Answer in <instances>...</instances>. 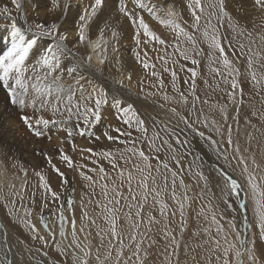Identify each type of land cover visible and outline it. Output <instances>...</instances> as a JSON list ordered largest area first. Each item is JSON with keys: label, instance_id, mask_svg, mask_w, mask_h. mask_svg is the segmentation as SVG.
I'll return each mask as SVG.
<instances>
[{"label": "rangeland", "instance_id": "1", "mask_svg": "<svg viewBox=\"0 0 264 264\" xmlns=\"http://www.w3.org/2000/svg\"><path fill=\"white\" fill-rule=\"evenodd\" d=\"M203 2L205 13L212 11L209 8V4L213 0H203ZM175 7L178 8V6ZM225 7L231 19L224 17L221 21L222 26L221 24L217 26L221 37H227V39L223 40V43L226 45V52L232 61L231 69L224 68L222 63L216 59L209 60L207 56L209 49L202 36L204 19L201 20L199 31L192 27L194 22L190 23L189 27H185L186 31L196 37L198 47L203 49L201 55L194 57L200 62L198 66L193 65L190 60H185L180 56L177 50L178 44H180L178 47L181 50L191 48V44L183 36L180 37L179 41H170L162 46H156L155 44L149 47V56L142 61H148L149 67L147 69H143L142 62H137V65L140 66L139 80L142 81V86H140L141 84L137 86L135 96L140 101H147V99L153 98L152 100L155 102L153 104H157L160 107L163 104L162 108H176L180 116L187 117L190 122H193L196 129L200 132L204 130L203 133L207 134L211 140H215L218 145L219 150L215 146L209 147L202 143L191 144L192 149H190L189 145L186 146V148L188 147V153L190 152L200 157L201 170L208 178L207 184L199 177L189 174L187 166L190 160L187 161V156L183 155L181 160L184 165L183 170L177 168L173 161L170 162V166L180 173L176 177L177 198L182 200L185 194L189 197L188 200L182 201L185 204L183 216H181L178 203L171 198V185H169L167 190H164L162 186V189L159 187V190L156 185L152 184L151 177L148 180V186L150 189L156 187L160 191V196L154 198L155 194L150 192L147 201L143 200V189L138 187L142 180V174L137 169L138 167L144 169L143 175H147L149 170L138 155L127 151L128 148L143 150L149 156V163L152 165L151 176L159 178L158 173L154 172L158 164L157 159H155L158 153L154 154L150 147H147L149 141L152 140L156 129L162 138L169 139L173 147H177L175 140L168 133L163 132L161 125L156 124L155 120L150 121L142 115L143 113L136 112L138 115H142L141 117L145 121V127L148 130L147 139L142 138L144 133L138 131L134 123L132 127L127 124L122 126L121 123H123L125 117L119 116L118 118V112H115L111 123L102 122L101 128L98 129L99 133L96 132L91 135L92 131L95 132V130L91 129L90 131L89 127L84 128L86 132L85 139L89 141L87 144L80 146L78 154L75 151H70L72 154H70L73 162L72 167H69L60 158V152L43 151L42 153H47V157L51 158V163L48 160H44L45 165H40L38 169H34L24 164L25 162L18 157H14L15 160L9 158L0 148V172L8 171L6 169L12 166L15 173L11 172L13 176L10 178H16V175L19 178L13 181V186L10 185L9 181L0 182V214L2 215H0V219L10 229V233L24 241L31 250L29 254L26 251H21L20 253L19 250L18 253H14L15 250L10 253L6 249L3 252V246L0 245V259H4L5 255H7L13 264H82L83 259H87L88 264H98L96 256L99 250L100 259L104 261V264H117L118 259L119 264H139L136 256L133 255L136 244L139 243V255L140 259L143 260V264H223L224 249L226 248L229 249L227 258L230 264H239L241 258L235 256L237 249L243 253V264H264V241L259 239V220L255 203V199H260L264 203V198L259 195V193L264 192V39H262L264 37V13L253 9L252 0H226ZM3 21L6 20H1L0 22ZM6 23L9 24V22ZM213 23H216L215 19ZM36 25L34 21L31 24L33 27ZM230 25L234 27H230ZM127 29L128 33L133 32V35L136 33V27L133 24H130ZM114 40L118 41L121 39L116 35ZM229 41H231V47H227ZM241 44L244 45L243 48H240ZM249 49H251V52ZM134 53H136L135 49H131L129 55L132 56V59H137V54ZM156 55H159L157 60L161 57L160 65L158 66L157 63L155 64L154 61H151L153 56ZM189 55L191 56V53ZM249 56L252 57L251 68L248 64ZM180 67L183 68L184 73L180 71ZM189 68H196L198 73L195 80V96L199 97V99L195 101V108H193L194 97L191 90V73L187 71ZM216 68L220 69V74L213 71ZM165 69H169V71H165ZM233 69H238L239 74L237 75L235 71H232ZM172 71L176 73V88L178 91L174 90L172 86ZM151 72H156L158 75L153 76ZM253 73L256 75V81L252 80ZM233 78L238 80L239 87L243 89L242 96L238 89L235 90V99H231L228 95V93L234 91L231 88V80ZM161 79L163 80V87L160 85ZM225 79L228 80V83L225 82ZM185 81H188V83H185ZM257 81H259L258 84ZM214 84L221 85L219 90L217 87L211 88ZM148 85L152 86L147 89ZM157 92L162 95L161 99L157 98ZM180 93H183L187 98L188 103L186 105L179 102L181 100ZM164 95L169 96L170 99L165 101ZM240 100L243 102L239 103ZM205 101L207 102L205 103ZM127 104H132L134 107L133 103L128 102ZM222 107L226 111L227 120H225L224 115L220 111ZM237 108L239 109L238 111ZM102 116L103 113L101 118L105 117ZM166 117L167 119L169 118V116ZM178 119L174 120L180 124L177 129H181L184 124L182 121L179 123L180 119ZM170 120L173 121L172 119ZM160 121L168 124L171 130H175L179 134L175 127L171 126L166 119ZM116 122L120 124L118 125L120 129H124L122 135L116 131L118 129L114 124ZM97 123L99 122H95V124ZM228 126H231L232 129V146L227 143ZM105 133L108 135L110 133V136L114 137V139L109 140ZM125 133H130V135ZM95 136L99 137L100 140L90 141L91 138H96ZM117 137L118 139H116ZM97 141L99 142L98 147L92 146L93 148H90L92 152L84 151L89 149L88 146L90 144ZM120 141H125V143ZM237 144L240 147L239 154L234 151V146ZM162 150L164 151L163 148ZM180 150L182 148H178V152L183 153V150ZM101 152L111 153V156L106 157ZM164 152L167 153L168 149ZM39 155V158H47L44 155ZM73 155L78 156L74 159ZM241 155L247 163V172L244 171V164L240 163ZM225 156H227V159L224 158ZM79 157L80 159L82 157L83 161L90 163L91 166L87 165L86 162L81 163L83 164L81 165L80 162L82 161L80 159V162L77 161ZM253 159H255V164H253ZM167 160L169 161L170 159L168 158ZM78 163L79 165H76ZM113 163L117 167L114 168ZM52 165H55L64 174L67 183H62L61 177L54 171ZM78 168L80 169L79 173L76 170ZM101 168L104 170L103 173L99 170ZM218 169H223L224 172L238 182L240 186L238 196L235 194H222L224 179ZM121 171L123 172L122 177L120 176ZM193 171H195V168H193ZM31 172L33 173L31 174ZM37 173L40 175H37ZM78 174L81 176H78ZM129 174L132 176L131 193L129 192L127 180ZM210 174L212 175V180ZM250 174L255 177L253 183L257 185L255 199L249 183ZM20 175L22 178H20ZM40 176H43L45 181L51 186L52 191L59 195V200L55 201L54 204H47V207H42L44 205L43 202H48L49 195L52 199V195L51 192L42 186ZM85 176L91 177V179H85ZM35 178L37 181L33 180ZM181 179H183L185 186L183 188L179 186ZM29 182L32 185L29 189L28 200L24 206H20L24 186ZM2 191L4 192L2 193ZM105 192H107L106 196ZM117 192L121 193V196H117ZM69 193H74V196H69ZM6 195L8 196L5 198ZM132 195L137 197L135 201L131 199ZM8 198L14 200L15 203L19 202L15 205V208L11 209L10 207L9 209L5 207L8 204ZM38 198L39 200L42 199L41 203H39ZM68 198L76 200V203L73 204V211L74 213L78 211L75 218L77 229L75 241L72 236L70 222L65 224V236L62 237L59 234L58 206L64 207L65 216L67 212L68 214L70 213V215L66 216L69 221L74 218L73 211L71 210L70 212L64 203ZM117 199L119 204L116 203ZM62 203L64 204L61 205ZM140 203L144 205L141 211L143 223L140 224L137 231L130 227L131 222L126 219L130 211L127 205H133L131 213L132 221H135L137 219L135 212L138 210L136 205ZM160 203L168 206L166 216H162L160 213ZM242 204L246 208L241 207ZM105 206L118 209L115 215L118 217L117 228L123 241V246H121L120 240L113 238L110 234V225L104 219L105 215H107L104 211ZM84 212L87 213V216L81 219ZM173 212L175 215H172ZM41 214H43L44 220L48 222L49 229L43 227ZM149 214L158 223H149ZM213 216H215V223L213 222ZM36 219L40 223V225L38 224L39 228L42 227V230L37 231L38 234H33L23 221H29L35 225L33 220ZM92 221H95V223L93 224ZM230 222L235 224L234 228ZM237 222L242 228L241 231L243 233L241 232V234H238ZM218 226H222L220 231H218ZM82 227L83 231L79 229ZM81 233L83 236L86 234V237H83ZM34 235H36V238H33ZM132 235L136 236L135 241L131 239ZM40 236H43L44 240L39 239ZM253 236L256 238L253 253L256 259L250 260L249 252L244 251L240 241H248L246 247L252 249L251 238ZM101 237H103V240ZM216 241H219V246H217ZM67 244L71 245V250L65 247ZM120 250H122L123 255L117 258V251ZM89 251L90 255L85 257L84 253ZM145 252L147 253L146 257ZM76 257L80 259H76ZM193 257H195V261ZM217 257H220V259L217 260ZM49 259L50 262L48 261Z\"/></svg>", "mask_w": 264, "mask_h": 264}, {"label": "snow or ice", "instance_id": "2", "mask_svg": "<svg viewBox=\"0 0 264 264\" xmlns=\"http://www.w3.org/2000/svg\"><path fill=\"white\" fill-rule=\"evenodd\" d=\"M106 0H91V3L85 6L80 14L78 15V18L75 22V30H76V42L73 44V47H76L77 45H84L87 44L92 49H102V45H106V41L104 39V28H101L99 31V37L98 39L93 42L89 39L88 36V29L90 26V22L93 20L94 17L97 16V14L101 11L102 8L105 7ZM133 4V9L128 8L127 0H118L117 3V12L122 14L124 17H127L128 20L133 24V26L136 27V34H135V40L136 44H140V34L141 30L143 31V35L146 38H149L152 41H156L159 44L163 45L166 43V41L160 37L156 32L151 30L150 25L146 22L144 16L141 14L144 11H147L149 15L157 20L158 23H160L163 26L169 27L173 30V32L176 34L177 39H179L180 36H183L190 44L191 48H185L183 50L179 49L177 46V50L180 53V56L185 60H190V62L193 65H199V60L195 59V56L201 55L203 52L202 48L198 47L197 39L194 35L190 34L188 31L185 30L184 27H182L174 17L177 16V13L173 10V6L169 5L167 12L164 13L163 16L158 15V12H163V6L162 5H155L151 3V0H148L147 3H145V0H131ZM11 3L16 6L17 10L20 9V3L18 0H11ZM226 0H213L212 3L209 4V8L212 9V11H209L205 13V7L202 3V0H188L187 7L191 12L192 18L194 23L192 24V27L196 29L197 31L200 30V24L201 20L204 19V29L202 32V36L204 41L207 43L208 46V53L207 56L209 60L216 59L218 62L222 63L224 68L231 69L232 61L229 59V56L226 52V45L223 43V40L227 39V37L222 38L219 34V28L218 24H221V21L224 17H229L231 19L230 14L226 10L225 7ZM52 9L50 10H56L61 9L64 12H67V10L71 7L70 0H63V5L61 4V0H51ZM252 7L256 11H259L261 13H264V0H252ZM137 9L139 11H137ZM8 7L5 5L3 7H0V15L7 14L8 13ZM216 20V23H213V20ZM222 26V24H221ZM230 27H234L230 25ZM60 26L57 23H52L51 25H44V24H37L36 25V32L33 35L31 39H26L24 33L21 31L20 28H17L15 24H13V30L11 33L12 36V43L11 47L7 50V52L4 55H0V91H3L7 103L13 107H17L21 111L20 119L23 121L24 125L27 126V128L37 137H47L49 141H51V136L48 135L47 131L49 129L50 125H57V124H67L69 121L73 119V117H76L77 123L76 128L80 129L79 135L84 136L86 135V132L81 129L80 126V119L83 118V124L89 125L91 122H99L101 120V110L105 105H108L110 102L116 106V110L118 112V118L119 116L125 117L123 120V123L127 124L129 127H132L133 123L137 126L138 131H142L144 133V138L147 139V128L145 127V121L139 117V115L136 113L134 107L132 104H125L124 101L116 96L111 97V101L109 100L110 92L107 88L103 87L102 85H96L91 84L90 90H86L83 85L80 83V81L84 80L85 77L83 75H77L75 77V84L76 88H78L80 96L79 99L76 98V91L74 90L72 85H65L63 83V74H56L59 64V57L62 56L65 52L68 51L67 44L65 43L70 34V30H66L64 32H60L59 30ZM53 33H55L56 37L58 38L56 42L52 45H49L43 52V54L40 56L39 59V66H33L31 71L32 75H28L29 69L25 66V59L29 54V51L33 48L34 45L37 44V36H52ZM113 36L117 35L116 32L112 33ZM251 35V33H249ZM264 39V37H262ZM149 42V41H145ZM227 47H231V41L228 42ZM244 45L241 44L240 48H243ZM251 52V49H249ZM191 53V56L189 55ZM104 58L99 59V63L103 65L105 63ZM137 60H140L139 53H137ZM167 62V61H165ZM248 64L251 68L252 66V57L249 56L248 58ZM40 67H44L47 70L41 73L39 71ZM144 68H148V63H143ZM154 67V66H153ZM92 68V56L88 55L86 58V61H82L80 64H78L76 67H70L65 69L68 72L69 76H73L74 73H78L80 69H83L84 71H88ZM165 71H169V69H165ZM188 72L191 73V90L194 97L193 100V108H195V101L199 99V97L195 96V80L197 78V70L196 68H189L187 69ZM217 74H220V69L216 68L213 69ZM232 71H235L237 75L239 74L238 69H233ZM231 74V73H229ZM153 76H157L158 74L156 72L152 73ZM172 75V86L173 89L178 91L176 88V73L175 71L171 72ZM131 77H129L130 79ZM252 80L256 81V75L255 73L252 74ZM225 82L228 83V80L225 79ZM122 83V82H121ZM185 83H188V81H185ZM259 81H257V84ZM160 85L163 87V80H160ZM231 88L234 90L233 92L228 93L229 97L231 99H235L236 91L239 90L240 95H243V89L239 87V82L237 79L233 78L231 80ZM181 100L179 102L183 104H187L188 100L184 96L183 93H180ZM164 100L168 101L170 99L169 96L164 95ZM207 101H205L206 103ZM243 101L240 100L239 103H242ZM163 107V105H161ZM31 108L33 111L32 115H28L24 112L25 109ZM51 109L53 116H55L57 113H59L62 117H65L61 121L56 120H49L46 119L43 115H37V113H41L44 110ZM63 109V111H61ZM239 109L237 108V111ZM170 112H172L175 116H178L180 121L183 122L185 125V128L191 129L192 131H197L194 127L193 122H190L187 117L180 116V114L177 112L176 108L169 109ZM221 113L224 115L225 120H227V114L225 109L222 107L220 109ZM255 114V113H254ZM155 120L156 124L161 125V129L163 132L168 133L172 139L175 140V144L177 147H173L172 143H170L169 139L162 138L160 133L154 132L153 138L151 141H149V147L152 148L155 152H159L161 150L160 147L156 146L155 141L161 140L162 145H166L168 152L170 153V159L175 163L177 168L183 170L184 165L181 163V160L183 158V153L178 152V148L183 147L187 140H182L180 135L176 132L172 131L169 126L162 121H159L156 118H153ZM215 123V121H213ZM58 131H64L67 133V137L69 141H71V138L73 136L74 129L72 127H63L59 128ZM117 132H119V129H116ZM228 135H227V143L229 146L233 145L232 140V129L231 126H228L227 129ZM126 135H130V133H125ZM198 135L201 137H204L203 132H198ZM105 136L109 140H113L114 137L108 135L105 133ZM96 139H99V137H96ZM118 139V137L116 138ZM210 139V138H209ZM63 139H61V143H63ZM121 143H125V141H120ZM211 143L213 145H216V141L212 140ZM61 153V159L67 163L69 167H72V160L71 158L63 153V149H56ZM84 151L92 152L91 149H85ZM128 152L133 153L134 155H138L139 158L144 162L145 167L149 170L147 175H143L144 169L138 167V171L142 174V180L138 187L143 189V200L147 201L148 194L154 193L155 197L160 196V191L157 190L156 187H152L151 189L148 186V180L151 177L152 184L155 186L157 183V178L151 176L152 172V165L149 163V156L145 154L143 150H136L135 148H128ZM234 151L239 154L240 153V147L239 145L234 146ZM41 155H44L47 157V153H40ZM102 155L108 157L111 156V153H102ZM49 163H51V158L47 157ZM227 159V156L224 157ZM155 159H157L158 164L155 168V171L159 174L160 179L163 184V189L167 190L169 187V174L171 177V198L175 200L180 208L181 216H183V211L185 208V204L182 202L184 200H188L189 197L185 194L181 199L177 198L176 194V188H177V182L176 177L180 175L179 172L174 170L167 159L160 160L159 156H156ZM200 157L193 156V159L189 161L188 163V172L190 175L199 177V179H202L207 184V176L204 174V172L201 170L202 164L199 162ZM240 163L244 164V171L247 172V163L244 160L243 156H240ZM255 159H253V164H255ZM54 171L57 172V174L61 177L62 183H67L66 178H64V174L60 172L58 168L55 167V165H52ZM113 167H117L115 163H113ZM257 167H259L257 165ZM164 169V172H161L160 170ZM193 168H195V171H193ZM100 171L103 173V169L101 168ZM221 176H223L224 179V188L221 190L222 194L228 195V194H235L239 195V184L236 180H234L231 176H229L226 172L223 171V169H218ZM37 175H40L37 173ZM120 176H123V172H120ZM85 179H91V177H84ZM40 179L42 181V186L47 189L49 192H51L53 201L59 200V195L52 191L51 186L45 181V178L43 176H40ZM255 177L250 174L249 176V183L253 190V197L255 199L257 195V185L253 183ZM128 185H129V192L131 193V180L132 176L129 174L128 178ZM181 188L185 187L183 183V179L180 180ZM105 196L107 195V192L104 193ZM117 196H121V193L117 192ZM259 195L264 198V192L259 193ZM131 199L135 201L137 197L135 195L131 196ZM227 202V201H225ZM111 203V201H109ZM116 203L119 204V200H116ZM256 203V213L258 216V228H259V239L261 241H264V203L260 199H255ZM73 199L69 198L66 201V207L68 210H73ZM42 207H47V203H45ZM129 207L130 211L127 214L126 219H128L130 223V227L134 230H139L140 224L143 223V218L141 217V211L143 210V203H140L136 205L138 210L135 212L136 220L132 221V213L131 209L133 207L132 204L127 205ZM241 207H245V205H241ZM168 206L164 203H160V213L162 216H166L167 212L166 209ZM104 211L107 213L105 215L104 219L106 223L110 225L109 231L113 238L120 240L121 246H123V241L120 238V233L118 232L117 228V219L118 217L115 215V213L118 211V209L110 208L105 206ZM74 215V213H73ZM172 215H175L173 212ZM87 216V213L84 212L82 214L81 219ZM57 218L59 220V234L63 237L65 236V224L71 223L72 227V236L75 241L76 238V220L73 218L70 221L66 218L64 214V207L58 206V214ZM148 222L153 223L157 222L155 221V218L152 217L150 214L148 216ZM213 222L215 223V216H213ZM25 225L30 228L31 232L33 234L37 233V228L34 224H31L29 221H23ZM41 223L43 224V227L45 229H49V224L46 220L43 218V214H41ZM94 224L95 221H92ZM231 223V222H230ZM231 226L234 228L235 224L231 223ZM222 229V226H218V231ZM182 230V229H181ZM81 231H83V227L81 228ZM99 235V233H97ZM55 234L53 233V236ZM33 238H36V235L33 236ZM39 239L44 240V237L40 236ZM103 240V237H101ZM131 239L133 241L136 240V236L132 235ZM248 241L241 240L240 244L241 247L244 249V251L249 252V259L255 260L253 253L255 250V243L256 238L253 236L251 238V243L253 245L252 249H248L246 247V243ZM217 246H219V241H216ZM0 245L3 246L4 249L10 251V248L7 243V234L5 233L4 239L0 241ZM111 245V242H110ZM79 247V245H77ZM103 246V245H102ZM59 247V245H57ZM66 248L71 250V245H66ZM228 251L229 249H224V260L223 264H230L228 260ZM140 244H136V249L133 252V255L136 256L137 260L139 261V264H143V260L140 259ZM90 255L89 252H85L84 256L87 257ZM110 255V252H109ZM123 255L122 250L117 251V258ZM242 251L237 249L235 251V256L237 258H241L239 261V264H243L242 260ZM147 256V253L145 252V257ZM76 259H80L79 257H76ZM220 257H217V260H219ZM96 260L98 264H104V261L100 259L99 250L97 251ZM193 260L195 261V257H193ZM0 264H12V261L7 259L5 257L4 259H0ZM82 264H88L87 259H83ZM117 264H119V259L117 260Z\"/></svg>", "mask_w": 264, "mask_h": 264}, {"label": "bare ground", "instance_id": "3", "mask_svg": "<svg viewBox=\"0 0 264 264\" xmlns=\"http://www.w3.org/2000/svg\"><path fill=\"white\" fill-rule=\"evenodd\" d=\"M18 2L20 3V9L19 10H17L16 6L11 3V0H0V7H3L6 5L8 7V10H9L7 14L0 15V21L6 20L3 22H0V55H4L7 52V50L11 47V43H12L11 33L13 30V24H15V26L17 28L21 29V31L24 33L26 39H31L36 32V29H35L36 26H34V27L31 26V24H33V21L36 24H44V25H51L52 23H57L60 26V28H59L60 32L70 30V34H69L68 40L65 42L67 44L68 51L59 57V64H58V69H57L56 74H61V73L63 74V83L65 85H72L73 86L74 90L76 91V98L77 99H79L80 93H79L78 88H76L75 77L77 75H83L85 77V79L80 81V83L83 85V87L86 90H90L91 84L102 85L103 87H105L109 90V92H110L109 100L110 101H111V97L114 95V96L122 99L125 104H127L128 102L133 103L134 107H135V111L140 113V114L143 113L142 115L145 116L146 118H148L150 121H154L153 118H156L159 121L160 120L164 121L166 119V121H168V123L171 124V126L175 127V129L179 133L181 139L187 140V143L183 147H180L183 150V154L185 156H187V161H189V160L191 161L193 159L191 157L195 156L194 154H191L190 152L188 153V151H187L188 147L186 148V146H188V145L190 146L191 144H201L202 143L204 145L205 144L208 145L209 147L215 146L218 149V145L217 144L213 145L211 143V141H212L211 138L207 134L204 133V137L199 136L198 132H200V131L196 128L195 129L197 131H192L191 129H187L184 127V125H182L181 129H179V128L177 129V127L180 124H178V122L174 119H178L179 117H176L166 107L162 108V107L158 106L157 104H153V103H155L154 100H152L153 98H149V99H147V101H143V100L140 101L139 98L135 96L137 86L139 84H141L142 81L139 80V78H140V66L137 65L138 60L132 59V56L129 55L130 50L135 49L136 53H134V54L139 53L140 54L139 55V57H140L139 61L142 62L149 56V53H148L149 47L154 46L155 44H156V46H162V45L156 41H152L149 38L144 37L142 31H141L142 33L139 37L141 42L139 45L136 44V40H135V34L136 33L133 35V32L132 33L127 32V30H128L127 27H130V24H132V23L128 20L127 17H124L122 14L117 12L118 0H106L105 7L102 8L101 11L97 14V16L94 17L93 20L90 22V26L88 29V36H89V39L93 42H95L98 39L100 29L101 28L105 29L104 39L106 41V45H102L103 50L102 49H95L94 50L91 47H89L87 44L77 45L76 47H73V44L76 42V39H77L76 30H75V22L78 18V15L82 11V9L85 6H87L88 4H90L91 0H70L71 7L67 10V12L62 11L61 9L50 10V9H52L51 0H18ZM147 2H148V0H145V3H147ZM204 2L202 0L203 4H204ZM151 3L155 4V5H162L163 6L164 11L162 13L158 12V15H161V16H163L164 13L167 12L168 6L172 5L173 10L177 13V16L174 17V19H176L177 22L181 26H183L184 28L189 27V24L194 22L192 15H191V12L187 7L188 0H151ZM61 4L63 5V0H61ZM127 4H128V8L130 10L133 9V4H132L131 0H127ZM175 6H178V8H176ZM137 11H139V10L137 9ZM189 13H190V15L188 16ZM141 14L144 16L146 22L150 25L151 30L156 32L166 42L179 41L180 37H182V36H180L179 39H177L176 34L173 32V30L171 28L163 26L160 23H158L157 20L153 19L147 11H144ZM6 22H9V24ZM113 32H116L117 36H119L121 40H118V41L114 40L116 35L113 36L112 35ZM57 39L58 38L56 37L55 33L52 36H42V37L37 36V44L34 45L33 48L29 51V54L25 59V66L29 69L28 75H32L31 69L34 65L39 66V59H40V56L43 54L44 50L49 45L54 44ZM145 41H149V42H145ZM131 42H133V43H131ZM163 45H165V44H163ZM178 45H180V44H178ZM88 55L92 56V68L89 69L88 71H84L83 69H80L78 71V73H74L73 76H69L68 72L65 69L70 68V67H76L82 61H86V58ZM104 57H106L105 63L103 65H101L99 63V59L104 58ZM157 57H159V55L153 56V59L151 61H154L155 64L157 63V66H158V65H160L161 57L159 60H157ZM155 58H156V60H154ZM145 62L147 63L148 61L146 60ZM145 62H142L141 64H143ZM151 66H152V63H151ZM143 69H144V67H143ZM46 70L47 69L44 67L39 68V71L41 73H43ZM180 71L183 72V68L180 67ZM129 77H131V78L129 79ZM89 81L91 82V84L89 83ZM140 86H142V84ZM151 86L152 85H148L147 89H149ZM219 86H221V85L214 84V86L211 88L217 87L219 90ZM158 97H159V99H161L162 95L158 93L157 98ZM61 111H63V109H61ZM24 112L28 115L33 114V111L31 108L25 109ZM115 112H117L116 106L110 102L108 105H105L102 108V113H103V116H105V117L102 116L103 117V118H101L102 121L100 120L99 123L95 124V122L93 121L89 125H84L83 124V118L81 117V119L79 121L81 129L84 130V128H87V127H89L90 131H91V129L92 130L94 129L95 132L92 131V134H91V135H94V133L98 132V129L101 128L100 127L101 124L111 123L112 116L114 115ZM21 114H22L21 111L17 107H13L7 103V99H6L4 92L0 91V148H2V151H4L9 158L15 160L14 157H18L25 162L24 164H26L27 166H30L34 169H38V166L40 167V165L41 166L45 165L44 160H48L47 158H45V159H42L41 157L39 158V156H40L39 154L42 153L43 151L55 153V152H59L56 149L62 148L64 150L63 153L68 155L69 157H71L72 154L70 151H75L78 154V149L80 148V146L83 144L84 145L87 144V142L89 141V140L87 141L85 139L86 135H84V137L79 135L80 129L76 128V123H77L76 117H73V119L71 121H69L67 124L50 125L49 129L45 130V131H47L48 135L51 136V141H49L47 139V137L37 138L27 128V126L24 125L23 121L20 119ZM37 115H43L46 119L56 120V121H61L65 118V117H62L59 113H57L55 116H53L50 108L47 110H44L41 113H37ZM142 115H139V117L141 119H143L141 117ZM166 116H169V118L167 119ZM170 119H172L173 121H171ZM180 122L181 121H179V123ZM114 124L116 125L115 127H118V125H120L118 122H116ZM121 125L124 126L125 123H121ZM63 127H72L74 129L71 141H69L66 132L58 131L59 128H63ZM126 127H127V125H126ZM118 129H119V133L122 135L124 133V129H120L119 127H118ZM156 132H159V131L156 129ZM174 132H175V130H174ZM203 132H204V130H203ZM133 133H134V130H133ZM109 135H110V133H109ZM142 138H144V136ZM61 139H63V141H64L63 143H61ZM91 140L96 141L98 139L91 138L90 141ZM98 143L99 142L97 141V142L90 144L91 146L90 145L88 146L89 149L92 146L96 147L98 145ZM155 144H156V146L161 148V150L159 152H157L158 153L157 156H159V159L161 161L168 159V158L170 159V153L164 152V151H167L166 145H162V142L161 141L159 142V140H156ZM147 147H149V145ZM165 147H166V149H165ZM107 148H109V147L107 146ZM162 148L164 149V151L162 150ZM185 148H186V150H185ZM100 149H101V147H100ZM190 149H192L191 146H190ZM150 150L154 154H157L152 148H150ZM182 150H180V151H182ZM147 151H148V149H147ZM101 154H102V152H101ZM222 155H223V153H222ZM77 156L73 155L72 157L75 159ZM79 159H80V157L77 159V161H79ZM80 161H82V162H80ZM80 161H79L80 164L86 162V161H83L82 157H81ZM170 162H171V159L169 160V163ZM76 165H79V163ZM81 165H83V164H81ZM87 165L91 166L90 163H87ZM61 166H63V165H61ZM86 166H85V168L87 169ZM11 167L6 169L10 172H8V171L0 172V182L1 183H3L4 181H9L10 185H12V184H14L13 181L19 179L17 177V175H16V178H14V177L10 178L11 176H13V174L11 172L15 173V170L13 169V167L12 168ZM173 169H174V167H173ZM76 170L78 171V173L80 172L79 168ZM84 171H85V169H84ZM160 171L164 172V169L161 168ZM154 172H155V170H154ZM32 173L33 172H31V174ZM79 175L80 174H78V176ZM207 175H209V174H207ZM20 178H22L21 175H20ZM78 178H76V179H78ZM210 178H211V180L213 179L211 174H210ZM33 180L37 181L36 178ZM31 185L32 184L29 182L27 185L24 186V193H23V197L20 201V206H24L25 202L28 200L29 189H30ZM169 185H171L170 174H169ZM156 186L158 188L159 187L161 188V186L163 187L160 176H159V178H157ZM160 188H159V190H160ZM89 189H90V187H89ZM3 192L4 191H2V193ZM45 193H43V194H45ZM86 194H88V193H86ZM8 195H6L5 198ZM11 196H13V195H11ZM42 196H44V195H42ZM39 198H38V200H39ZM41 202H42V199L39 200V203H41ZM17 203H19V202H17ZM17 203H15L14 200L8 198V204L5 207H8L9 209L11 207V209H13V208H15V205H17ZM43 203L44 204L45 203L54 204V201H53V199H51V197L49 195L48 202H43ZM64 203H66V201H64ZM2 204H4V203H2ZM37 206H39V205H37ZM53 210H54V208H53ZM68 215H70V213L68 214V212H67L66 216H68ZM33 222L35 223V226H38L37 231H40V229L42 227L39 228L40 223L38 222V220L37 219L33 220ZM79 229L81 230V228H79ZM5 233L7 234V243H8V246L10 248V253L13 252L12 250H15L14 253H18V250L20 253H21V251H26L27 254L30 253L31 250L26 246L25 242L16 238V236L14 234L10 233V229L5 225V223L2 222V219H0V241H2L4 239ZM45 235L46 234H44V236ZM81 235L83 236L82 233H81ZM51 236H52V234H51ZM83 237H86V234ZM46 238H48V236ZM65 242H66V240H65ZM19 245L21 247L20 249H19ZM3 252H4V248H3ZM5 257H7V259H9L7 255H5ZM48 261L50 262V259Z\"/></svg>", "mask_w": 264, "mask_h": 264}, {"label": "crops", "instance_id": "4", "mask_svg": "<svg viewBox=\"0 0 264 264\" xmlns=\"http://www.w3.org/2000/svg\"><path fill=\"white\" fill-rule=\"evenodd\" d=\"M69 196H74V194L69 193ZM68 199H69V198H68ZM73 201H74V203H76V200L73 199ZM63 204H64V203H63ZM63 204H62V205H63ZM65 204H66V203H65ZM70 211H71V210H70ZM72 211H73V210H72ZM77 212H78V211H77ZM77 212L74 213V211H73V213H74V219L76 218V216H77V214H78ZM58 224H59V223H58Z\"/></svg>", "mask_w": 264, "mask_h": 264}, {"label": "water", "instance_id": "5", "mask_svg": "<svg viewBox=\"0 0 264 264\" xmlns=\"http://www.w3.org/2000/svg\"><path fill=\"white\" fill-rule=\"evenodd\" d=\"M241 229H242V228L240 227L239 223L237 222V230H238V234H241V232H242ZM242 233H243V232H242Z\"/></svg>", "mask_w": 264, "mask_h": 264}]
</instances>
